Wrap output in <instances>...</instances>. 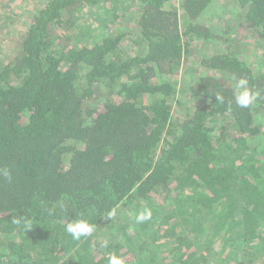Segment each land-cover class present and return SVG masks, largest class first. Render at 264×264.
<instances>
[{"label": "trees", "instance_id": "obj_1", "mask_svg": "<svg viewBox=\"0 0 264 264\" xmlns=\"http://www.w3.org/2000/svg\"><path fill=\"white\" fill-rule=\"evenodd\" d=\"M119 1L47 0L0 60V264H207L226 245L264 264V53L243 55L264 46V0H224L222 36L203 23L222 0H125L137 14L86 45L76 16ZM210 41L174 115L173 77ZM80 220L94 231L74 239Z\"/></svg>", "mask_w": 264, "mask_h": 264}, {"label": "rangeland", "instance_id": "obj_2", "mask_svg": "<svg viewBox=\"0 0 264 264\" xmlns=\"http://www.w3.org/2000/svg\"><path fill=\"white\" fill-rule=\"evenodd\" d=\"M46 2L47 0H0V60L3 59V57L5 58L8 57V55L12 56L15 54V47H17L22 32L30 23L31 17L37 12V10L41 9ZM222 3L224 4L225 1L222 0L220 3H217L218 6L215 5L216 8L213 9L212 13H209L208 16L203 20L204 25H206L207 27H211L214 31V35L218 36L223 35V32H225L226 30V26H234L233 23L235 22L233 16H230L229 14L222 15L221 10L217 9ZM174 4V8H178L179 3L176 2ZM138 8L139 7L136 3H129L125 0H120L118 4H98L96 5V7H94V9L91 8L93 10L92 13H94L95 11L99 13V17L97 16V18L94 17V15H90L89 11L85 8L75 18L76 22L73 24V27L76 30L74 32L79 33L80 36L84 35L83 40L87 42L86 45L91 46L95 42H99L102 39V35L105 34L104 31H106V29H113L114 27L119 25L121 21L125 23L129 16L131 17L132 15H136ZM235 13L237 12H234V14L232 15L235 16ZM179 14L181 24H183V16L181 12H179ZM107 17L108 23L106 22V24H103V20ZM68 26L72 25L68 24ZM218 42L220 41H210L202 45L194 42V52L191 56V60L189 59L188 62H185L182 68L179 70L178 74L173 77V80L178 83H176L178 87V94L175 98L173 106L174 115H180V117L188 116L190 113V111L188 110L193 109V105L191 106L192 101L186 100L185 93L183 92L185 91L188 82L194 79L190 78L192 77L191 75H193V72L198 71L195 65L194 58L197 55L207 56L211 52L220 49L218 47ZM216 43H218V45ZM245 43L246 44L242 45L243 47L245 45L248 46L249 43H252V40ZM253 47L256 50V52H254L255 54H250L248 52H244L245 54L243 53L245 59L248 62L258 61L259 59H261L262 53H264V46ZM130 49L133 51L132 48ZM258 51H260V53ZM199 72H201V70ZM201 73L203 74V72ZM185 81L187 83H185ZM232 248L233 247H231L230 245H226L223 251L220 250L221 248H217V251H214V253H212L211 251L207 257L209 258V260H212V264H220L221 260L224 257L225 260L228 257L229 260L227 261V263L236 264V259H233L231 256L233 254L231 253V251L234 252V249ZM247 252L249 253V250ZM261 253L260 257L261 255L263 257L264 255ZM211 256L213 258H210ZM209 260H207V264L210 263ZM256 261L260 262V258L257 257Z\"/></svg>", "mask_w": 264, "mask_h": 264}, {"label": "clouds", "instance_id": "obj_3", "mask_svg": "<svg viewBox=\"0 0 264 264\" xmlns=\"http://www.w3.org/2000/svg\"><path fill=\"white\" fill-rule=\"evenodd\" d=\"M247 81L240 79L235 85V102L239 107H248L257 98L258 93L250 92L247 87ZM241 89H243L241 91ZM216 99L223 101V97L217 94ZM3 175L10 181L11 176L7 170L3 171ZM115 215V209H112L108 213L107 218H111ZM152 217V212L150 209H145L139 212L135 216L136 223H144L150 220ZM67 232L72 235L74 239H79L81 236L90 235L94 231V226L88 224L84 220H80L74 223H69L67 225ZM109 264H123V261L117 258L115 255H111L109 259Z\"/></svg>", "mask_w": 264, "mask_h": 264}]
</instances>
